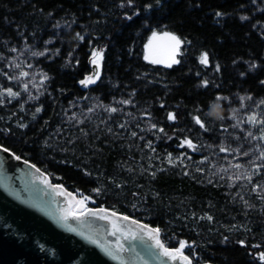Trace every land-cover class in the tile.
<instances>
[{
  "label": "trees",
  "instance_id": "trees-1",
  "mask_svg": "<svg viewBox=\"0 0 264 264\" xmlns=\"http://www.w3.org/2000/svg\"><path fill=\"white\" fill-rule=\"evenodd\" d=\"M155 30L183 39L179 64L145 61ZM12 60L38 91L16 84ZM239 97L255 101L243 121L264 118V0H0V145L167 247L187 242L194 264H264V167L251 163L264 141L238 139L222 111Z\"/></svg>",
  "mask_w": 264,
  "mask_h": 264
},
{
  "label": "water",
  "instance_id": "water-1",
  "mask_svg": "<svg viewBox=\"0 0 264 264\" xmlns=\"http://www.w3.org/2000/svg\"><path fill=\"white\" fill-rule=\"evenodd\" d=\"M94 59L96 60V57L92 59V71L89 76H95L97 73L100 75V64L93 63ZM95 83L87 86L82 84V88L90 89ZM35 188L38 194L31 192ZM9 190L20 191L22 197L20 194L17 197L21 198V206L7 196L10 195ZM54 196L69 201L58 223L63 231L52 224L54 220L50 212L43 215L38 211L43 208L42 206L47 207L49 201L54 200ZM75 201V195L63 185L54 184L37 166L0 145V264H106L102 256L93 252L92 247L88 245L83 247L70 234L71 227L82 218L69 216L66 221L63 219L67 212H72L76 205ZM99 209L101 208L92 210L98 212ZM112 212L107 210L109 218L102 219L110 234L113 230L112 221L124 216L116 213L117 216L112 217L110 215ZM130 220L134 219L130 218ZM117 222L125 230L128 228L133 231L139 230L140 225L155 229L141 222L139 225L123 220ZM116 237H119V234ZM179 261L182 263L180 259L171 260V263L178 264Z\"/></svg>",
  "mask_w": 264,
  "mask_h": 264
},
{
  "label": "snow or ice",
  "instance_id": "snow-or-ice-1",
  "mask_svg": "<svg viewBox=\"0 0 264 264\" xmlns=\"http://www.w3.org/2000/svg\"><path fill=\"white\" fill-rule=\"evenodd\" d=\"M157 4L160 3V0H156ZM129 5L132 4V0H128ZM146 7L151 8V5H147ZM129 19H131V17H128ZM79 35V34H77ZM80 39H83V37H80ZM158 39H166L170 42H172L169 45L168 48V52H167V56L165 58H159L156 53L154 52L153 49V41H156ZM182 41L175 35H172L170 33H164L163 36H159L157 33H153L152 35V39L149 41V44L147 46V51H148V55H145V59L148 60L150 63L153 64H164L166 67H172L173 64H179L180 61L178 59H176L177 54L180 51V47L182 45ZM34 55H38V53H33ZM95 57H99L100 59H102V53H94ZM97 61L94 59L93 63H96ZM201 63L203 64H207L208 63V57H207V53L203 54L202 58H201ZM23 75L26 77L28 74L25 72L23 73ZM99 78V73H97L95 76H89L86 80L82 81L81 83L84 84L85 86L95 83L96 79ZM205 86H207V82H205ZM25 90H27V85H25ZM7 95L8 96H12V97H16L18 96V93L13 92L11 89L7 90ZM219 99V97H218ZM124 103H128V102H124ZM214 107H216L214 105ZM111 112L115 113L117 111L116 108H111L110 109ZM169 120H175V114L174 113H169L168 116ZM195 122L200 125V127L202 129H204L205 131H207V128L205 126V124L200 120L199 117H197L195 119ZM248 122L250 124L253 125H258V126H264V118L258 119L256 114H252L251 116L248 117ZM153 128H156L155 125H152ZM158 131L163 132V128L158 129ZM133 136L136 135V133H132ZM249 137H253V139H259L264 141V127H260V135L259 136H253V133L251 131L248 132L247 134ZM187 146L190 149L195 150V145L192 143L191 140L185 139L184 141H182L181 146ZM222 152H226L228 151L226 148H221L220 149ZM259 150V149H257ZM5 151H7L5 149ZM249 153L245 152L244 155H248ZM17 159H19L17 157ZM259 160L264 161V151L260 152V155L258 157ZM169 160H171V156H169ZM251 163H253L255 165V172L257 174H260V169L262 167H264V165L261 164H257L255 160H253ZM237 168L242 167L241 165H236ZM251 175L247 176V179H249V181H251ZM259 187V186H257ZM77 204L81 205V209H80V214L81 215H95L98 216L99 219H108L109 218V214L107 213L106 209H99L98 212L93 211L91 209H87L86 207H83L84 205V201L80 200L77 201ZM112 217H116L117 214L115 212H112L110 214ZM69 216H72L73 218L78 219L79 217L76 215L75 212H67L65 214V216L63 217V219L66 221ZM207 219L211 220L212 217L209 216L207 217ZM117 220H123V221H129L131 224L134 225H139V222L136 220H130V218L128 216H120L117 218ZM117 220H113L112 224H113V230L111 232V235L113 236H117L119 234V239L117 240L116 244L113 246L116 250V252L118 253H123L128 251V249L125 248L124 244L121 242L122 240H136L140 237V234L142 233H146L148 238L152 241H154V247L160 249L161 254L168 257L170 260H176V259H180L183 264H191V261L189 260V258L187 256H185L183 254V249L188 246L187 242L185 241H181L180 242V246L179 248L175 249V250H170L169 248L165 247L164 244L160 241L159 238V233H160V229L156 228V229H151V228H147V226H143L140 225L139 226V232H134L132 229H127L125 230L121 225L118 224ZM73 231H75V229H72ZM95 242V241H93ZM107 252L108 255L113 256V258H116L113 253L109 250H105ZM260 259L262 261H264V253L260 254Z\"/></svg>",
  "mask_w": 264,
  "mask_h": 264
},
{
  "label": "flooded vegetation",
  "instance_id": "flooded-vegetation-1",
  "mask_svg": "<svg viewBox=\"0 0 264 264\" xmlns=\"http://www.w3.org/2000/svg\"><path fill=\"white\" fill-rule=\"evenodd\" d=\"M33 190L34 191L31 190L32 193L38 192L36 188ZM9 192L10 195L7 196L10 197L14 203L21 206V198L17 197L19 194L22 197L20 191L9 190ZM34 198L38 199V197ZM46 198L50 200L52 199L49 197ZM77 201L78 198H76L75 206H77ZM47 205V207L41 205L43 208L38 210L39 213L46 215L50 212L52 214L51 218L54 220L52 224L59 230L63 231L64 229L61 228L62 226L60 227V224L58 223H60V219L69 205V201H66L64 198L55 197L54 200L49 201V204ZM136 221L140 222L139 220ZM71 229H75V231L72 230L70 234L73 235L83 247L86 245L92 247L93 252L102 256L106 264H172L168 257L161 254L160 249L154 247V241L150 240L146 233L140 234V237L136 240H122L121 242L128 251L118 253L113 246L116 244L119 237L113 236L108 232L107 225L102 219H99L94 215L85 214L74 223V226H72ZM134 232H139V230H135ZM187 248H189V246L185 248L183 253H186ZM104 249L111 251L116 258L108 255ZM178 264H183V262L180 263L179 261Z\"/></svg>",
  "mask_w": 264,
  "mask_h": 264
},
{
  "label": "rangeland",
  "instance_id": "rangeland-1",
  "mask_svg": "<svg viewBox=\"0 0 264 264\" xmlns=\"http://www.w3.org/2000/svg\"><path fill=\"white\" fill-rule=\"evenodd\" d=\"M166 32L177 36L175 33L167 31V30H164V31L155 30V31L151 32V34L149 35V37H148V39L144 45V57H145V55H148L147 46L149 44V41L152 39L153 33H157L159 36H163V34ZM177 37L183 42L181 47H180V51L176 56V59L181 61V55L183 53L184 41L179 36H177ZM171 43L172 42H170L166 39H158L156 41H153L154 52L156 53V55L159 58H165L167 56L168 48H169V45ZM96 60L98 63L101 62V59L99 57H96ZM145 61L152 66H157V67H162V68H170V67H166L164 64H153V63H150L146 59H145ZM10 64L13 65V69L15 71L14 79H15L17 85H19V86L27 85L28 92H31L33 90H35V91L39 90V87H41V84H40L41 80L39 79L38 75H36V73L33 72V70H27L28 75L25 77L23 75V73L18 72V68H22V66H23L22 64H20L19 62L15 61V60H12L10 62ZM174 65H177V64H173L172 66H174ZM97 80L98 79H96V81ZM249 103H250V105H249ZM254 103H255V101H253V100H250V99L248 100L245 97H239V102L236 105H230V103H229L226 105V108L222 109L223 112H226V114H224L223 116L227 119L228 122L232 123V125L234 126V128L236 130V136L241 141H247L250 138L247 135L248 132L251 131L250 126L248 125V122L246 120L243 121V119H244L246 113L248 112L249 107L250 106L252 107V105H254ZM247 150H248V148H247ZM247 150L245 148L242 149V151H243L242 153L244 154L245 152H247ZM239 153H241V152L239 151ZM253 160H255V157L252 158V161ZM244 164H245V162H244ZM260 192L264 198V186L261 187ZM80 200L84 201L83 207H86L87 209H90V208L95 209V208L90 207L87 200H85L83 198H78V201H80ZM80 209H81V205L78 204L77 206L73 207L72 212H75L77 216L82 217L83 215L80 214ZM176 260H179V258Z\"/></svg>",
  "mask_w": 264,
  "mask_h": 264
},
{
  "label": "built area",
  "instance_id": "built-area-1",
  "mask_svg": "<svg viewBox=\"0 0 264 264\" xmlns=\"http://www.w3.org/2000/svg\"><path fill=\"white\" fill-rule=\"evenodd\" d=\"M163 244H164V243H163ZM164 246H165V245H164ZM165 247H166V246H165ZM167 248H168V247H167ZM169 249H170V250H175V249H171V248H169ZM185 256H187V257L189 258V260L191 261V264H193V263H192V259H191V257L188 256V255H186V254H185Z\"/></svg>",
  "mask_w": 264,
  "mask_h": 264
},
{
  "label": "bare ground",
  "instance_id": "bare-ground-1",
  "mask_svg": "<svg viewBox=\"0 0 264 264\" xmlns=\"http://www.w3.org/2000/svg\"><path fill=\"white\" fill-rule=\"evenodd\" d=\"M208 264V263H207Z\"/></svg>",
  "mask_w": 264,
  "mask_h": 264
}]
</instances>
